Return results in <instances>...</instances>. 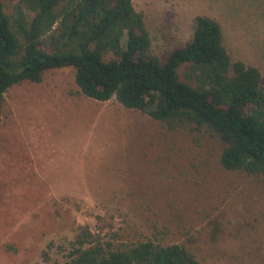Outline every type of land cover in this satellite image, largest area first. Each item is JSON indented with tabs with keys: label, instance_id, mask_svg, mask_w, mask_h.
<instances>
[{
	"label": "rangeland",
	"instance_id": "374dc122",
	"mask_svg": "<svg viewBox=\"0 0 264 264\" xmlns=\"http://www.w3.org/2000/svg\"><path fill=\"white\" fill-rule=\"evenodd\" d=\"M2 1L8 14L19 2ZM131 1L161 63L206 16L264 87V0ZM75 74L50 69L4 94L0 264H63L82 239L113 249L177 243L199 264H264V174L223 169L224 145L205 126L84 97Z\"/></svg>",
	"mask_w": 264,
	"mask_h": 264
},
{
	"label": "trees",
	"instance_id": "16d2710c",
	"mask_svg": "<svg viewBox=\"0 0 264 264\" xmlns=\"http://www.w3.org/2000/svg\"><path fill=\"white\" fill-rule=\"evenodd\" d=\"M146 31L131 0H19L11 14L0 0V107L11 87L41 82L50 69L73 67L84 97H114L125 109L169 125L205 126L224 145L223 169L264 174L260 71L231 59L211 18L195 17L192 39L162 63L149 54ZM180 67L188 82L179 78ZM85 243L78 241L63 264H199L177 243L117 249Z\"/></svg>",
	"mask_w": 264,
	"mask_h": 264
},
{
	"label": "crops",
	"instance_id": "0c3cea01",
	"mask_svg": "<svg viewBox=\"0 0 264 264\" xmlns=\"http://www.w3.org/2000/svg\"><path fill=\"white\" fill-rule=\"evenodd\" d=\"M240 2L242 1V0H239ZM256 1V0H255ZM258 1V0H257ZM244 9V8H243ZM204 17H206V16H204ZM209 18V17H208ZM223 36V35H222ZM227 50V49H226ZM242 61V60H241ZM244 62V61H243ZM248 66H250V65H248ZM254 67V66H253ZM255 68H257V67H255ZM258 69V68H257Z\"/></svg>",
	"mask_w": 264,
	"mask_h": 264
}]
</instances>
